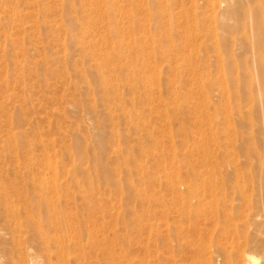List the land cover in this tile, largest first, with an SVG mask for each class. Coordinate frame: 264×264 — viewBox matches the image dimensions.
<instances>
[{
    "label": "rangeland",
    "instance_id": "obj_1",
    "mask_svg": "<svg viewBox=\"0 0 264 264\" xmlns=\"http://www.w3.org/2000/svg\"><path fill=\"white\" fill-rule=\"evenodd\" d=\"M156 1L0 0V264H76L83 253L113 264L106 245L114 264H220L214 231L195 217L197 200L210 202L195 174L233 184L247 174L240 186L256 177L243 147H263L256 67L264 49L253 48L250 31L228 35L213 22L223 0H160L164 21H174L161 30L149 21ZM102 72L110 85H100ZM226 103L230 116L219 111ZM135 111L142 115L128 123ZM6 197L38 221L47 200L43 211L64 222L49 246L15 225Z\"/></svg>",
    "mask_w": 264,
    "mask_h": 264
},
{
    "label": "bare ground",
    "instance_id": "obj_2",
    "mask_svg": "<svg viewBox=\"0 0 264 264\" xmlns=\"http://www.w3.org/2000/svg\"><path fill=\"white\" fill-rule=\"evenodd\" d=\"M192 1H193V3L196 2V0H192ZM141 2H142V0H141ZM146 2H147V0H146ZM156 2L158 5H156L154 2L153 3L148 2L147 8H149L150 14L153 13L152 11L154 9L159 8V10H160V11H158V13H155V14L153 13L154 15L152 14L153 16L149 21L154 22V27L156 29H159V30L165 29L167 27V25L171 29L173 26V23H174V21H172L173 17H171V15H170V16H168L169 17L168 22H167V20H166V22L164 21V19H166L167 15L170 14L169 6H166L164 8L161 6L162 2L160 0H158ZM188 2L186 1L187 4L190 3V2L189 3ZM177 3H179V2H177ZM183 3L185 4V2H183ZM210 3H211V1H210ZM222 3H220V7H219V8L224 7L222 14L219 16L218 15L215 16L214 17L215 19L213 20V22H218L219 23L218 26L220 27V29L228 35H234V34L238 33L240 31V29H244L245 31H250L252 33L251 39H253V42L251 44L254 46L253 48L264 49V0H223ZM168 4H169V2H168ZM184 4L182 5L183 7H184ZM222 5H224V6H222ZM182 6L180 5L181 9H182ZM189 6H190V4H189ZM177 7H178V5H177ZM212 9H209V10H211V12H212ZM190 10H192V9H190ZM209 10H207V11H209ZM83 11L85 12V10H83ZM214 12H213V14H214ZM180 13H182V11ZM186 13H189V12H186ZM193 14L195 15L194 12H193ZM148 16H149V14H148ZM185 16H189V15H185ZM69 19H71V18H69ZM195 19L196 18H194V21H195ZM159 20H162L163 22H160ZM186 20L187 19H185L184 23L187 24L188 20L187 21ZM192 21H193V18H192ZM192 21H190V22H192ZM69 24L71 26L74 25L72 20L69 21ZM182 24L183 23H181V26H183ZM189 24H191V23H189ZM192 26H195V28L194 27L193 28L196 30L197 25L194 23V25L192 24ZM183 27H184L183 28L184 30L183 29L182 30L184 32L187 33V31L188 32L190 31L188 28H187L188 30L185 29V26H183ZM173 28H174V26H173ZM183 31H181L180 33L183 34L184 33ZM194 32H196V31H194ZM196 33H198V32H196ZM226 34H224V36H222V38L220 40L222 42V44H225V45L228 44L227 43L228 42L227 36H225ZM194 35H195V33H194ZM196 35H198V34H196ZM76 37H78V36H76ZM184 37H185V35H184ZM196 37H197V39L199 38L198 36H196ZM202 37L205 38V35ZM216 37L217 36L215 35L214 38H216ZM181 39H183L182 35H181ZM186 39L187 38H185V40ZM190 39H192V38L189 37V40ZM73 40H74V38L72 36L71 41H73ZM199 40H198V42H199ZM217 41L218 40H216V42ZM193 42H195V44H196V41H193ZM189 43H191V42H189ZM241 43L248 50V48L250 47V45L248 44V40H246V42L244 41V43L243 42H241ZM195 44H194V46L197 45V44L196 45ZM217 44L218 43H216V45ZM217 48L219 50V46ZM182 49L180 48V52L182 51ZM173 51H175V50H173ZM183 51H184V49H183ZM195 53H196V51H195ZM197 53H199V52H197ZM226 53L228 54L229 58L232 60H235V59L238 60V58H239L238 55L235 53V50L233 48H229ZM219 55H220V53H219ZM257 61H258V65L256 67V69L258 70V86H257V88L259 91L264 92V55H258ZM104 75L105 74L103 72L100 73V75H99L100 76L99 82H100V85H102V87L110 85L112 83V79L109 80L108 78H105ZM86 78H88V77H86ZM96 79H97V77H96ZM134 79L136 81H138L136 77H134ZM88 82H90V81H88ZM134 89L136 91H141V89H144V88H140V86L136 85L134 87ZM225 93L226 92H221L223 100L225 99V97H224ZM145 97L147 98V95ZM260 97L261 98H258V100H257V104H258L259 108L262 110V112H264V95L260 96ZM234 98L236 100H238L239 95L236 94V96ZM255 101H256V99H255ZM211 102H212V100L209 97H207L206 103L208 105H210V104H212ZM103 104H104V102H103ZM226 104L229 106H226L224 108L222 107V108H220V110L219 109H217V110H219L223 114H229V116H230V114H232L234 112V109L232 107H230L229 103H226ZM132 105H135V100H132ZM136 110H137V108H136ZM262 112L260 111V113H262ZM141 115L139 112L135 111L133 113L130 112L128 115H125L124 118L129 123V122H133L132 118H134V117L140 118ZM217 115L219 117L218 113H217ZM217 115L215 116L214 120L217 119ZM134 128L136 129L137 127L134 125ZM102 133H104V132L102 131ZM95 134L97 135V133H95ZM259 137H264V134L259 135ZM95 138H97V137H95ZM228 138L231 139L230 136H228ZM262 145H263V147H262L263 150L260 147L258 148L254 145H250V146L248 145V147L245 146V148L243 147V151L246 155V158L250 161V165L252 166V168L250 167L251 171L253 172V174L256 175V177H254V176H252V173H251L250 178L252 180L250 181V183L246 182L247 183L246 185L240 186V184H239L241 182V180H244V178H246L247 174L245 175L244 173L243 174L241 173L239 175L238 173L235 172L236 173V179H235L236 183L234 182V184H233V182H230V180H228L227 177H221V178L216 177V176L214 178L210 177V176L205 177L208 172L204 173V174H199V173L195 174V179H199V178L203 179L202 180L203 184H202L200 189H203L207 193L206 198L210 200V202L208 204L203 202L205 197L203 198V200L202 199L197 200L198 201L197 202L198 208L196 210L195 217H198V218L203 217V219L208 223V225L206 226L208 228H206V230L209 231L211 229L214 231V232L212 231L215 235L214 238H212L214 248H215L214 254H216L215 255L216 259H218L220 261V264H264V142H262ZM114 153H116L118 155H122L123 152H122V149L120 150V149L116 148V150H114ZM235 166L237 167V165H235ZM237 170H238V168H237ZM191 188H189V189H191ZM230 192H231V194H230ZM206 193H204V194L206 195ZM205 195H202V196H205ZM199 196H201V195H199ZM27 201L29 203L32 202V200L31 201L27 200ZM39 201H40L39 208H40V211H42L43 213H40L39 216H37V217H39V221H38L36 219V216H34V214H32L31 211L29 212L27 210L28 205H27V207H25L27 212H25V216L23 217L22 213H20V211L16 209L15 205H10V203H9L10 198L9 197L4 198V203L7 204V206H9V210H11L9 212L10 214L8 213L9 216L14 221H16L15 225H17V223L20 221L22 226L24 225L26 228L33 229L34 231H36L38 236H40L42 239H44V242H45L44 244H46V246H49L50 242L48 243V240H49V237L51 236L52 229H54V228H61L62 229L64 226V222H62V219L56 218L54 213L51 214V212L46 213L43 211V207H49L46 199L40 198ZM42 203H44V205H42ZM183 203L185 204L186 200L183 199ZM32 204L30 203L29 205L32 206ZM24 205H25V203H24ZM46 209L48 210V208H46ZM17 226H19V225H17ZM17 226H15L13 228H11V226H10V228L13 229V231H16ZM204 226H205V224H204ZM196 230H198V229L196 228ZM199 231H200V229H199ZM209 234H212V233H209ZM208 242H210V241H208ZM104 245L105 244H103V243L99 244V242H91V247L93 249H96V250H98V249L100 250V248L104 247ZM208 247H210V245H208ZM103 249L109 251V257H110L109 263L114 264L113 261H116L118 259V256L116 255V252L113 249V247H111L110 245H108V246L106 245ZM207 252H209V249L207 250ZM69 256H67L65 258V260H68ZM92 258L93 257L89 256V254L83 253V254H80L79 257H77L75 263L76 264H97L96 261L93 260ZM208 260H209V257H208ZM66 262L67 261H65V264H66ZM68 264H71L70 260H69ZM210 264H217L216 260L214 258H212L210 261Z\"/></svg>",
    "mask_w": 264,
    "mask_h": 264
}]
</instances>
